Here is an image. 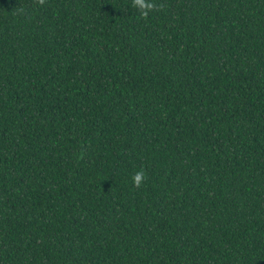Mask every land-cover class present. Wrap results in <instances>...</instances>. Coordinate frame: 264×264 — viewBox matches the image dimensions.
I'll return each instance as SVG.
<instances>
[{"label":"trees","instance_id":"trees-1","mask_svg":"<svg viewBox=\"0 0 264 264\" xmlns=\"http://www.w3.org/2000/svg\"><path fill=\"white\" fill-rule=\"evenodd\" d=\"M156 2L0 0V264H264V0Z\"/></svg>","mask_w":264,"mask_h":264},{"label":"clouds","instance_id":"clouds-1","mask_svg":"<svg viewBox=\"0 0 264 264\" xmlns=\"http://www.w3.org/2000/svg\"><path fill=\"white\" fill-rule=\"evenodd\" d=\"M34 3L39 6H44L46 0H34ZM132 8L139 14L143 19H147L149 14L154 11H161L164 8L163 4H158L156 0H132ZM17 13L23 14L25 12L24 6L15 8ZM146 178L145 171L140 169L135 172L132 176V182L135 187H140Z\"/></svg>","mask_w":264,"mask_h":264}]
</instances>
